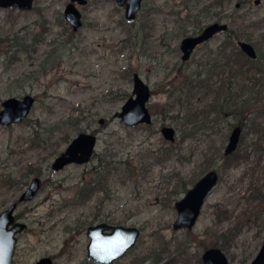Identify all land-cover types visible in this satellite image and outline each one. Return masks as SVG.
<instances>
[{
    "label": "rangeland",
    "instance_id": "1",
    "mask_svg": "<svg viewBox=\"0 0 264 264\" xmlns=\"http://www.w3.org/2000/svg\"><path fill=\"white\" fill-rule=\"evenodd\" d=\"M68 1L34 0L28 10L0 8V108L10 95L30 93L35 97L23 121L0 124V211L17 200L16 219L26 223L16 234L12 264H30L42 256H50L52 264H97L86 255V227L99 221L140 228L136 244L112 264H153L155 254L161 258L154 264H202L204 246L217 240L224 244L229 264H249L264 239V199L260 200L256 191V187L264 189V132L239 124L238 145L225 154L238 118L221 117L203 124L198 116L180 126L190 114L186 104L183 107L175 98L176 92L182 93L174 87L184 78L183 70L198 69L202 54L215 55L219 40L226 36L217 33L182 61L179 42L191 34L195 23H185L189 32L176 35L182 28L175 20L182 21L187 4L196 12L215 0H142L141 8L145 6L147 14L140 17V9L133 20L124 18V7L115 0L75 2L82 19L77 30L63 15ZM234 3L227 0L224 7L210 8L207 15L200 16V23L217 20L213 13L221 9L223 16L217 21L229 25L236 13ZM243 9L264 18V0H251ZM141 22L146 28H140ZM259 31H264V19L252 36ZM24 36L34 46L13 56L16 51L9 44ZM55 44H59L57 61L43 71L40 61ZM134 72L151 87L147 105L152 122L147 126H126L114 115L131 95ZM205 101L196 98L191 105L200 107ZM100 117L104 118L101 124ZM163 125L175 128L173 140L163 137ZM80 131L96 133L95 151L101 153L109 144L120 160L128 159L135 165L133 175L121 173L110 189L93 192L86 200L76 197L85 181L92 178L95 157L59 170L51 168L53 158ZM165 144L170 153L159 161L155 154ZM235 152L243 156L236 159ZM205 153L213 156L208 170L218 171V182L205 198L194 226L174 228V203L184 188L202 175ZM225 155L230 157L225 159ZM35 176L41 184L33 197L18 200ZM235 224L238 229L232 240L218 239ZM143 255L147 258L141 261Z\"/></svg>",
    "mask_w": 264,
    "mask_h": 264
},
{
    "label": "water",
    "instance_id": "2",
    "mask_svg": "<svg viewBox=\"0 0 264 264\" xmlns=\"http://www.w3.org/2000/svg\"><path fill=\"white\" fill-rule=\"evenodd\" d=\"M115 1L119 6L124 7V18L126 20L135 19L142 6V0ZM75 2L82 4L87 0H69L65 4L63 15L73 30H77L82 25L81 12ZM259 2L260 0H254V3ZM33 5L34 0H0V8L13 6L21 10H28ZM227 28L228 24L226 22L213 21L205 25L200 33L184 36L180 41L181 59H188L197 44L219 31H225ZM236 42L247 56L257 57V51L251 42L245 39H237ZM132 80L131 95L121 105L120 110L115 111L114 115L119 118L120 123L126 126H135L140 123L149 124L152 122V114L147 102L151 96V87L137 72L133 73ZM34 103L35 97L30 93H25L21 97L7 96L1 102L0 124L8 126L23 121L29 115ZM98 121L101 124L104 122V118L100 117ZM161 133L168 140H173L176 134L175 128L171 125H163ZM240 134L241 126L237 124L230 131L224 148L225 154L236 149ZM96 143V133L80 131L53 158L51 168L59 170L72 162L79 164L88 162L95 152ZM217 180L218 172L214 168L207 170L175 201L174 206L177 213L172 221L174 228L191 229L194 226L204 200L214 188ZM39 184V178L33 177L19 194L18 200L33 197ZM17 203L16 200L11 201L0 211V264H12L17 243L16 234L26 226L25 222L16 219L14 211ZM139 234L140 228L136 225L109 223L107 221L89 224L86 227V235L88 236L86 255L97 264H112L136 244ZM201 261L202 264H229L228 256L219 246L206 247L201 253ZM30 264H52V258L42 256ZM249 264H264V239Z\"/></svg>",
    "mask_w": 264,
    "mask_h": 264
},
{
    "label": "trees",
    "instance_id": "3",
    "mask_svg": "<svg viewBox=\"0 0 264 264\" xmlns=\"http://www.w3.org/2000/svg\"><path fill=\"white\" fill-rule=\"evenodd\" d=\"M226 1L227 0H215L210 5H204L199 8L196 12H192L193 6L187 4L185 17L182 21L181 19L175 20L176 23L179 22L178 24H181L179 27L182 28L180 31H177L176 35H185L189 32L184 27L185 23L188 22L195 23V27H193L191 34L200 31L204 26L200 23V16L207 15L206 12L212 7H224ZM250 1L251 0H235L233 11L236 13L230 17L228 28L222 31L226 36L222 40H219L216 54L211 55L214 52H204L201 58L202 61H200V59V62L198 61L199 63L196 62L198 64L195 68L198 69H192L189 72L183 70L185 71L182 74L184 78L181 82L175 84L176 86L173 85V87L175 86L174 89H181L182 93L176 92L175 98L182 102L183 107L186 104L187 112L190 114L187 119L179 122L180 126L181 124L184 126L188 120L194 122L192 119L194 118V120H196L199 118L198 116H201L200 118L201 121L204 122L203 124L206 122L211 123L215 120L219 121L221 117L226 118L228 116H234L238 118V123L236 124H240L242 127H251L256 131L259 130L260 132L257 131L258 133L264 132V31H259L257 35H254L255 37L252 36L261 27L264 18L249 15L244 11L243 7ZM145 4L146 3H144V5ZM146 11L147 8L143 6L140 11V17L147 14ZM179 11L180 9H177L178 14L181 13ZM39 12L42 15L40 10ZM221 12V9L219 11H214L213 14L217 16L215 19H222L223 15ZM140 26L141 29L146 28L144 22H141ZM44 28L46 27L43 26V29ZM38 33L33 39L34 43L38 40ZM14 39V44H9V47H12V50L14 49L13 51H16L13 56L17 55L18 51L27 52L26 49H28V47L34 46L31 42L27 41L29 40L28 36ZM237 39L250 41L257 51V57L251 58L247 56L236 43ZM58 48L59 44H55L51 50L46 52L45 59L40 61V66L43 71L56 63L57 60L55 57H57ZM28 53H33V50H28ZM49 59L52 60L48 62ZM169 90L170 89H167L166 91L170 93L171 91ZM196 98L206 99L205 104L200 107L191 105V101H194ZM165 112L166 110L163 113L164 115ZM142 125L147 126L148 124L144 123ZM185 135L188 136V133ZM115 150L116 149L109 147V144H107L104 151L101 153L98 151L94 152L93 158H96V164L92 167L93 175L90 180L85 181L84 185L78 191L76 197L78 200H86L90 198L93 192L98 190L105 189V191H107L110 189L109 187L114 180H120L121 173L127 177L133 175L135 165L128 159L120 160V156H118ZM170 150L171 148L165 144L163 148H158V155H155L160 161L161 158L170 153ZM232 155H235L236 159L243 156V154H239V152L238 154L235 152ZM229 157V155L224 156L225 159ZM212 158L213 156L211 154H204L203 159L207 161V163L205 167L201 169L202 171L200 170V174L208 170ZM233 160L234 158H231V161ZM184 189L187 188L185 187ZM256 191L257 197L263 200L264 189L262 186L260 188L256 187ZM237 229L238 225L236 224L227 228L218 236V239L221 240V238H224L223 241L226 242L225 238L229 237V240H232L237 233ZM223 245L224 244H220L218 240L216 243L214 242L211 244V246H219L221 248L224 247ZM206 247L205 245L204 248ZM151 251L155 252V250ZM147 255L150 256V254ZM136 258L137 257H135V259ZM146 258L147 256L143 255L140 260L142 261ZM160 258L161 256L155 254L151 257L152 263H156Z\"/></svg>",
    "mask_w": 264,
    "mask_h": 264
},
{
    "label": "flooded vegetation",
    "instance_id": "4",
    "mask_svg": "<svg viewBox=\"0 0 264 264\" xmlns=\"http://www.w3.org/2000/svg\"><path fill=\"white\" fill-rule=\"evenodd\" d=\"M215 21H217V20H215ZM212 22H213V21H212ZM204 26H205V25H204ZM204 26H203V28H204ZM203 28H202V29H203ZM202 29H201L200 31H198V32H196V33H194V34H190V35H196V34L200 33V32L202 31ZM219 32H222V31H219ZM219 32H217V33H219ZM217 33L213 34V35H212L211 37H209L208 39L212 38V37H213L214 35H216ZM186 36H187V35H186ZM208 39H206V40L202 41L201 43L197 44V45L194 47L193 51H194V50H195L200 44L206 42ZM177 49H178V47H177ZM179 49H180V51H181V48H180V42H179ZM193 51H192V53H193ZM181 52H182V51H181ZM192 53L190 54L189 58H191ZM189 58H188V59H189ZM188 59H186V60H182V59H181V60H182V61H187ZM17 123H18V122H17ZM13 124H14V123H13ZM10 125H12V124H10ZM235 125H237V124H235ZM235 125H234V126H235ZM234 126H233V127H234ZM230 153H231V152H230ZM230 153H228V154H230ZM92 157H93V156H92ZM89 161H90V160H89ZM86 163H87V162H86ZM66 165H67V164H66ZM215 170H216V169H215ZM216 171H217V170H216ZM205 172H206V171H205ZM205 172H204V173H205ZM217 172H218V171H217ZM202 174H203V173H202ZM35 177H38V176H35ZM38 178H39V177H38ZM197 179H198V178H197ZM197 179H196V180H197ZM218 179H219V174H218ZM196 180H195V181H196ZM39 182H40V184H41L40 179H39ZM217 182H218V180H217ZM28 184H29V183H28ZM193 184H194V183H193ZM216 184H217V183H216ZM216 184H215V186H216ZM191 186H192V185H191ZM215 186H214V187H215ZM188 188H189V187H188ZM188 188H187V189H188ZM187 189H186V190H187ZM186 190H185V192H186ZM185 192H184V193H185ZM13 201H14V200H13ZM16 201H17V200H16ZM17 202H18V201H17ZM17 204H18V203H17ZM126 253H127V252H126ZM126 253H125V254H126ZM125 254H124V255H125ZM124 255H123V256H124ZM120 258H121V257H120ZM91 260H92V259H91ZM92 261H93V260H92Z\"/></svg>",
    "mask_w": 264,
    "mask_h": 264
}]
</instances>
